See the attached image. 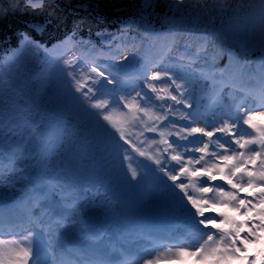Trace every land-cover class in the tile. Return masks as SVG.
<instances>
[{
  "label": "rangeland",
  "instance_id": "rangeland-1",
  "mask_svg": "<svg viewBox=\"0 0 264 264\" xmlns=\"http://www.w3.org/2000/svg\"><path fill=\"white\" fill-rule=\"evenodd\" d=\"M178 3L179 0H143L142 10L148 16L154 5H165L167 11H173ZM186 12V16L177 19L165 14L158 22L160 29H153L136 19L129 20L120 26V33L102 40L104 46L82 47L69 39L57 48L44 50L34 43H27V46H22V53L17 56V60L12 58L20 49L0 62V198L13 201L14 208L10 211L12 217H21V212H17L19 206L31 202L30 211L24 212L25 218L32 213H40L43 206H48L49 212L59 218L51 226L37 224L7 237L0 236V241H3L0 245L3 264H9V261L12 264H24L25 259L28 264H32L33 256L30 254L25 258L19 254L21 248H30L32 252L38 250L40 264H64L58 259L56 250H62L60 257L63 261V257L67 258L71 250L76 252V249L85 248L83 243L78 245L84 241L85 233L96 235L101 228V240L90 238L86 239L87 242L100 249L108 241L111 247H117L119 243L130 251L137 264H147L149 258L154 264H253V261L255 264H264V231L256 232L259 237L256 243L240 245L237 241L242 249L236 253L240 259L229 257L221 260V254L227 253H224L225 244L219 242L217 236L232 231V226L224 225L222 230H216L211 224L208 228L197 224L202 218L192 217L195 209L176 186L184 182L187 185L185 191L194 198H207L210 204L215 200V207L209 208L205 216H214L219 223V213L223 212L237 224H244L241 239L248 235L250 226L254 225L247 220L248 215L258 218V209L264 210V198L261 202L259 200L261 189L264 188V176L261 175L264 173V118H260L264 114V107L251 110L246 97L232 83L240 78L246 79L250 73L264 75V16L261 5L259 0H186ZM221 37L224 39L222 43L217 41ZM163 43L169 46L166 48L167 64L151 69V73L161 72L162 79L151 80L153 84H147L156 88L155 98L161 104L165 100L174 104L169 93L178 95V98L179 94L168 77L176 79L182 85V102L191 105L192 109L194 107L195 115L184 125L174 128L184 141L172 146V154L175 152L173 155L181 156L180 163L188 168V172L181 174L177 161H173L174 172L169 164L167 169L161 166L158 176L150 177L147 171L154 163L160 165L156 163L160 157L154 144L151 147L154 142L145 147L139 139L142 129L154 128L152 124L158 115L151 104L143 106L141 117L137 115V110L132 108L139 102L135 97V79L122 80L116 75L123 73L128 76L129 72L140 67L146 70L149 62L145 55L155 56ZM21 56L23 58L18 60ZM180 58L183 60L180 61ZM254 58L260 61L257 67L249 69L248 64ZM10 59L13 65L9 69L6 63ZM66 61L73 62L71 69L75 70L76 78L85 84L81 92H86L88 86L97 87L92 82L93 77L106 86L103 78L88 71L90 67H103L110 72L119 69L118 73L112 75L119 87L125 89L120 100L126 111L120 112L113 108L110 112H102L92 107L98 96L104 102L109 99L103 98L100 89L99 92L94 90L89 93L91 100L86 101L81 93L75 91L74 80L67 75L69 65ZM165 67L167 76L164 75ZM201 69L208 70L214 80L210 83L201 80ZM7 72L14 74L6 75ZM31 79L35 88L30 84ZM39 98L45 99L46 108L37 111L33 104ZM146 103H153L152 99ZM50 106L55 108L53 114L49 111ZM204 108L208 109V113ZM235 108L244 114V135H236L237 122L228 116V112ZM105 115L110 117L108 121L103 119ZM135 115L144 128L136 123ZM249 115L257 117L252 121L256 127L244 123ZM61 116L70 117L72 121L65 122ZM179 117L185 118L184 115ZM34 118H37V122H33ZM192 120L197 123L200 121L198 128L206 131L221 127L225 131L215 132L209 139L201 133L197 138H194L197 133L188 137L190 128L197 127ZM38 122L42 123L43 130L35 129ZM114 137L121 139L122 144L114 152L107 151L104 143L112 144ZM236 139L242 143H254H246L245 148L240 149L235 143ZM229 141L234 145L228 147ZM203 143L208 144V149L205 152L196 151V147H203ZM185 144L190 146L182 147ZM221 144L225 147H221ZM211 145L214 148L210 151ZM251 149L259 151L260 155H255ZM222 153L234 154L226 167L219 158ZM201 156L204 159L196 164L195 159ZM109 164L113 166L112 169L119 166L121 171L113 173L107 170ZM205 165L210 168L220 165L224 167L225 174L234 165L242 166L243 171L232 177L234 183L243 185L242 190L232 189L237 195L235 205L241 198L246 200L245 195H255L256 203L253 205L258 206L250 212L245 208L237 212L230 201L218 196L215 188L212 189L214 194L212 191L201 193L199 188L205 181L208 183L204 186H212L217 180L225 183L219 175L214 181H209L207 176L190 175L194 169ZM132 170L137 173L135 180L131 178ZM249 171L253 172L252 177L247 175ZM170 174L178 176L175 183L169 179ZM212 174H216L215 169ZM144 175L148 182L145 190ZM249 179L254 181L251 188L247 186ZM223 186L225 190H231L230 185ZM32 194L35 197L33 200L30 197ZM140 198L144 199L138 202ZM225 203L228 207H225ZM246 208L252 206L246 205ZM121 220L126 222L119 223ZM112 224L118 227L107 231V226ZM187 226L189 234L197 230L200 232L199 239L190 235L185 240H178L181 231ZM127 227L137 229V234L128 231ZM209 230L216 234L213 241H207L203 236ZM158 232H164L166 238L150 245L151 250L147 255L139 256L140 249L146 248V241L151 239L153 242V236ZM198 242L203 246H219L220 252L206 259L190 255L175 258L181 250L191 251L188 246ZM179 245L185 247L182 249ZM244 248L247 251H243ZM101 252L107 258L114 256L102 249ZM120 264H134V259L131 263Z\"/></svg>",
  "mask_w": 264,
  "mask_h": 264
},
{
  "label": "trees",
  "instance_id": "trees-1",
  "mask_svg": "<svg viewBox=\"0 0 264 264\" xmlns=\"http://www.w3.org/2000/svg\"><path fill=\"white\" fill-rule=\"evenodd\" d=\"M142 3L143 0H42L31 6L28 0H0V62L20 49L12 58L17 60L22 46L27 43L47 49L70 36L79 46L96 48L103 46L102 40L113 36L129 20L136 19L153 29H160L158 22L165 14H171L173 19L187 15L186 0H179L173 11H167L160 3L154 5L155 15L152 10L148 16L142 10ZM36 26L42 30L38 31ZM12 59L6 63L9 69L13 65ZM30 84L35 88L33 79ZM45 104V99L39 98L33 106L38 111L46 108ZM53 109L50 106L49 111L53 112ZM33 122H37V118ZM36 128L42 130V123Z\"/></svg>",
  "mask_w": 264,
  "mask_h": 264
},
{
  "label": "snow or ice",
  "instance_id": "snow-or-ice-1",
  "mask_svg": "<svg viewBox=\"0 0 264 264\" xmlns=\"http://www.w3.org/2000/svg\"><path fill=\"white\" fill-rule=\"evenodd\" d=\"M28 3L31 6H35L37 3H42V0H28ZM259 3L261 5L262 16H264V0H259ZM152 14L155 15L154 9H153ZM36 27H37L38 31L42 30L39 28V26H36ZM36 46L39 47V45H36ZM125 59H127V58H125ZM72 63H73L72 61H66V64L69 65V70L67 71V75L74 80L75 91L78 93H81L84 96L86 101L91 100V97L88 94L93 93L94 90L96 92H99L100 89L105 87V84L101 83L100 80H97L95 77H93L92 82L97 87L94 89L92 86H88L86 92H81V90L83 88H85V84L82 83L80 79L76 78L75 70L71 69ZM82 70L83 69H81V71ZM88 71L90 73H95L96 76H98V77L103 78V81L106 82V84H113L114 83V78H113L112 72H110L107 68L92 66L88 69ZM114 71L118 72L120 70L114 69ZM141 75H143L145 80L150 79L152 81H159L162 79L161 72H155V73L151 74L150 76H148V75H146V71H145V73L133 74V78L139 79L141 77ZM164 75L167 76V73H164ZM168 78L171 80L172 84L175 85V90L179 94V98H178V95L169 93L170 99L172 101H174L175 104L178 105L184 99L183 92L181 91L182 85L180 83H177L176 79H172V77H168ZM149 87H152V86L149 85ZM152 91L155 92L156 88L152 87ZM136 95L142 96L143 94L141 92H137ZM104 106H105L104 101L102 100V98H99V97L97 98V102L92 105V107H94L96 109H101ZM168 107H171V106H168ZM185 107H191V105L185 104ZM145 111H146V109H145ZM157 118L160 119L162 117H157ZM256 118H257L256 116L249 115L247 120H244V123L249 124L250 127H256L254 124H252V121ZM260 118H264V114H261ZM103 119L108 121L110 119V117L108 115H105L103 117ZM150 130L156 131L155 128H152ZM224 131H225V128H223V127L217 128L214 131H206L203 128L191 127L188 134L191 135L193 133H201L202 136H204V137L212 138L215 135V132H224ZM237 135H239V133H237ZM161 136H163V133H161ZM121 138H123V137H121ZM164 143L168 144V141L165 140ZM231 143H232L231 141L228 142V147H231ZM235 143L239 146L240 149H244L246 146V143H254V141H245L242 143L239 139H236ZM169 146H171V145H169ZM189 146H190L189 144H185L182 147L187 148ZM220 146L225 147L224 144H221ZM207 149H208V144L203 143V147H196L195 150L198 152H205ZM226 151H227V149H226ZM251 151L254 152V154L257 156L260 155V152L255 150V149H251ZM141 155H144V153L141 152ZM219 158L223 162L224 167H226L231 162V160L234 158V154L229 155V154L222 153ZM203 159H204V157L201 156V157L195 159V163L200 164L201 160H203ZM171 160L177 161V164L179 165V171L181 174L188 172V168L180 163L181 162V156L180 155H172ZM156 163L159 164L160 161L157 160ZM189 163H191V161H189ZM224 167H221L220 165H213L210 168V167H207L205 165V166H202V168L194 169L190 173V175L193 177H195V176H207L209 181H214L216 179V176L219 175L220 179L225 181V183L227 185H230L232 189L242 190L243 185L240 183H234L233 179H232V177L237 172L243 171L242 166L234 165L233 169L230 170L228 174H225ZM213 169H215V171H216L215 175L212 174ZM171 171L172 172L175 171V166H173L171 168ZM247 175L249 177H252L253 172L249 171L247 173ZM261 175L264 176V173H262ZM136 176H137L136 171L132 170L131 171V178L133 180H135ZM169 179L175 183L178 180V176L176 174H170ZM207 183L208 182L205 181L200 186L199 191L201 193L210 192V191H212L213 188H215L217 190L218 196L222 197L224 199V201H236L237 200V195L231 191L225 190L223 185L204 186ZM176 186L181 190V192L184 193L185 196H187L188 203L191 205V207L193 209H195V212L192 213L193 217L199 216L202 218L199 221H197V224H202V225H204L205 228H208V225L211 224L212 228L216 229V230H222V226H224V225H231L232 226V231L224 232L222 235L217 236V240L219 242H223L225 244L224 253H227V255L221 254V256H220L221 260L228 259L229 257L235 258V259L241 258V257L236 256V253L242 251L241 247L238 246V244H237L238 240H239L240 245H246V244L258 242L259 237L256 235V232L257 231H264V213H261L259 216L261 223L259 225L250 226V231H249L248 235L245 236L243 239H241L240 234H241V230L245 226L244 224H237L234 220H231L223 212L219 213V215L221 217V219L219 220V223L216 222L217 221L216 217L205 216V212L208 211L209 208L215 207V203H216L215 200L213 201V203L210 204L209 200L207 198H201V199L194 198L193 196L189 195L185 191V188L187 187V185L184 182H181V183L177 184ZM247 186L249 188L253 187L254 181L249 179L247 182ZM261 191H262V193H264V188H262ZM247 204H251V201H246L245 199L241 198L238 200V205H232V207L234 208L235 211L239 212L241 208H246ZM257 206L258 205H252V208H247L246 210L248 212H250ZM225 207H228L227 203H225ZM214 235H216V234L213 233L211 230H209L207 233L203 234V236L206 237L207 241H213ZM228 241H230V243H228ZM2 244H3V241H0V245H2ZM179 247H181L183 249L185 246L179 245ZM188 247H191L192 250L191 251L181 250L175 258L179 259L180 256L190 255V256H197L198 258H201V259H206L208 257H213L216 255V253L220 252L219 246H216V247L203 246L201 242H198V243L193 244V245H189ZM243 251H247V249L244 248ZM19 254H22L25 258H27L31 254L33 256L32 264H40L38 250L36 252H32V250L30 248L29 249L21 248ZM0 264H3L2 256H0ZM9 264H12V262L9 261ZM24 264H28L27 259L24 260ZM147 264H154V262L152 259L149 258V259H147ZM253 264H255L254 261H253Z\"/></svg>",
  "mask_w": 264,
  "mask_h": 264
},
{
  "label": "bare ground",
  "instance_id": "bare-ground-1",
  "mask_svg": "<svg viewBox=\"0 0 264 264\" xmlns=\"http://www.w3.org/2000/svg\"><path fill=\"white\" fill-rule=\"evenodd\" d=\"M181 40H184V37H181ZM217 41L221 42V43L223 42L220 39H217ZM262 57H264V55H262ZM259 61H260L259 58H254L253 61L249 62V64H248L249 69H253V68L257 67ZM219 64H220V61H219ZM199 78L203 81L208 82V83H210L214 80L213 75L206 69H201L199 71ZM232 83L246 97V99H247L246 101L248 103L247 105L251 110H255L257 108H260L261 106L264 107V75L263 74L258 73L255 76L254 73H250L246 77V79L240 78L238 80L232 81ZM201 96H203V95H201ZM229 114L234 115L233 118H234V120H236L237 126L239 124H243L242 123V116H244V114L239 113V110L237 108L231 110L229 112ZM192 122L195 123L197 125V127L200 126V122L197 123L195 120H192ZM195 134L196 133H194L193 135H195ZM256 136H257V134L255 133V137ZM262 143L264 146L263 141H262ZM231 146H233V144ZM229 191L235 193L232 190V188ZM4 195L7 197L6 194H4ZM263 196H264V193H263ZM30 197L32 200L35 199L33 194ZM248 199H250V200H248ZM247 200L251 201V203H253V198L251 197V195L247 198ZM230 202L232 205L237 204V200L236 201H230ZM12 205H13V201L12 202H11V200L3 201V199L0 198V215H2V218H0V230H2V231L19 229L21 226L24 225V222L27 221L23 215H24L25 211H30L29 209H30L31 202H28L25 205L19 206V209L17 212H19V213L21 212V214H20L21 217L10 216V211L12 208H14ZM248 205H250V204H248ZM49 210H50V208H48L47 206H43L40 209V213H37V214L32 213L30 219L32 221H36V223H39V224L43 222V224H41L43 226L44 225L45 226H51L55 221L57 222L58 220H57V217L55 215H53L52 213L49 212ZM243 212H244V210H243ZM41 215H43V217ZM258 216H260V215L258 214ZM250 219H251V216H248V220H250ZM256 219H258V218H255V220ZM113 228H114L113 225H109V226H107L106 230L111 231V229H113ZM186 232H187L186 229H183V231L181 233L184 238L187 236ZM88 233L89 232H87L83 235V237H85V239L89 236ZM190 235H197V234H190ZM90 236H92V235H90ZM100 237L101 236H99V238ZM162 239H163V237L158 235L155 238V241H159ZM178 240H182V239L178 238ZM183 240H185V239H183ZM83 242H85V247L87 248V250L91 251V254H87L84 251V252H81V254H80L81 257H79V258L76 257L78 262H73L71 258H67V259L63 258L62 262H64L65 264H96V263H89V261L92 258V251H98L99 249H97L96 246L88 244L87 240L83 241ZM109 245H110V241L105 242L101 249L108 252V253H112V254H120L121 253L125 256L130 257L129 254L125 253V251L122 249L121 244L118 243L117 247L116 246L111 247L110 250L108 251L106 246H109ZM146 249L147 248H144V250H142L141 255H145L147 253L148 250H146ZM56 251H57V253H60L62 250L58 249ZM97 257H98V255L95 254V256H94L95 259L94 258H92V259H94V261L99 263V264H118L115 261H110L108 259H101V258L99 259ZM133 259H134L133 257L132 258L130 257L129 261L132 262Z\"/></svg>",
  "mask_w": 264,
  "mask_h": 264
},
{
  "label": "crops",
  "instance_id": "crops-1",
  "mask_svg": "<svg viewBox=\"0 0 264 264\" xmlns=\"http://www.w3.org/2000/svg\"><path fill=\"white\" fill-rule=\"evenodd\" d=\"M148 57V66H147V69H142L141 67L140 68H137L136 70L132 71V72H129V73H132L131 76H133V74L135 73H145L146 71V75L150 76V73H151V69H158L159 66H156L155 62L157 61L156 60V54L155 56H148V55H145V58ZM151 57V58H150ZM150 58V59H149ZM161 63V62H159ZM112 73H118V72H112ZM129 76V77H131ZM122 79V78H121ZM138 80V83L139 82H142L144 81L145 83H150V79L149 80H145L143 75H141V77ZM101 91L103 93H101L104 97H107L108 96V101L105 102V106L101 108V111L102 112H110L111 110H113V108L117 109V110H120V112H123V111H126V107L124 104H121L119 103L117 100H118V95H117V92L112 90L111 89V86L109 85H106L104 88L101 89ZM149 98H153V93H149L148 95ZM148 102V101H147ZM153 101V103H143V106H146L148 104H151L152 106V109L155 110L157 112V115L158 117H162V118H167L169 117V113L170 111L172 110V106L174 104H171L169 102H165V103H160V101ZM168 106H171V107H168ZM143 107L139 108V111H137V113H140L141 116H142V113H141V109ZM171 115V114H170ZM139 118V117H138ZM172 119V122L175 120L173 117H171ZM116 139V143H112L110 144L106 150L107 151H110V152H114V149H118L119 146H121L122 144V140L121 139H118V138H115ZM126 149H129V148H126ZM130 150V149H129ZM109 166H112L111 164H109Z\"/></svg>",
  "mask_w": 264,
  "mask_h": 264
}]
</instances>
